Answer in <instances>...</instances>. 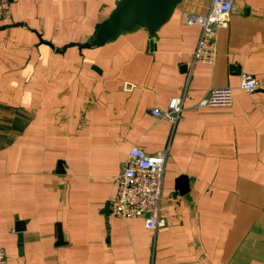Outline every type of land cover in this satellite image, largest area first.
<instances>
[{
    "label": "crops",
    "instance_id": "1",
    "mask_svg": "<svg viewBox=\"0 0 264 264\" xmlns=\"http://www.w3.org/2000/svg\"><path fill=\"white\" fill-rule=\"evenodd\" d=\"M9 1L0 106L28 122L0 148L8 264H264V0L235 1L213 66L193 65L201 29L186 25L208 0H182L156 38L138 30L63 52L86 43L120 0ZM247 76L257 92L242 91ZM227 87L231 107L195 108ZM183 95L175 127L152 115ZM134 147L167 152L157 231L111 215Z\"/></svg>",
    "mask_w": 264,
    "mask_h": 264
},
{
    "label": "built area",
    "instance_id": "2",
    "mask_svg": "<svg viewBox=\"0 0 264 264\" xmlns=\"http://www.w3.org/2000/svg\"><path fill=\"white\" fill-rule=\"evenodd\" d=\"M209 8L204 14L191 15L186 25L198 26L200 38L193 55V65L213 66L218 56V29L226 27L234 10L236 0H208ZM11 20L9 0H0V22ZM242 91L255 93L260 89L254 77H244ZM232 88L212 89L208 96L198 102L196 109L229 108L233 105ZM185 95L173 98L166 109L156 108L152 115L159 121H167L175 127L184 117ZM167 152L148 155L134 147L123 165L115 196L110 201L111 215L120 220L143 218L145 227L157 231L165 226L162 216V196L165 179ZM0 264H8L7 254L0 246Z\"/></svg>",
    "mask_w": 264,
    "mask_h": 264
},
{
    "label": "water",
    "instance_id": "3",
    "mask_svg": "<svg viewBox=\"0 0 264 264\" xmlns=\"http://www.w3.org/2000/svg\"><path fill=\"white\" fill-rule=\"evenodd\" d=\"M182 0H120L111 15L96 27L92 37L83 44H72L59 49L63 52L69 47L80 51L101 47L120 35L145 30L151 38H156L160 28L172 17ZM52 46V45H51ZM58 172H63L61 163ZM61 243V234L59 237Z\"/></svg>",
    "mask_w": 264,
    "mask_h": 264
},
{
    "label": "trees",
    "instance_id": "4",
    "mask_svg": "<svg viewBox=\"0 0 264 264\" xmlns=\"http://www.w3.org/2000/svg\"><path fill=\"white\" fill-rule=\"evenodd\" d=\"M0 148L10 145L15 134L25 130L28 116L18 109L0 106Z\"/></svg>",
    "mask_w": 264,
    "mask_h": 264
}]
</instances>
